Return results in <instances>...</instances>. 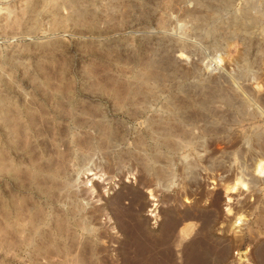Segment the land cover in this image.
<instances>
[{"label":"rangeland","instance_id":"374dc122","mask_svg":"<svg viewBox=\"0 0 264 264\" xmlns=\"http://www.w3.org/2000/svg\"><path fill=\"white\" fill-rule=\"evenodd\" d=\"M263 143L264 0H0V264H263Z\"/></svg>","mask_w":264,"mask_h":264},{"label":"bare ground","instance_id":"6f19581e","mask_svg":"<svg viewBox=\"0 0 264 264\" xmlns=\"http://www.w3.org/2000/svg\"><path fill=\"white\" fill-rule=\"evenodd\" d=\"M264 144V143H263ZM183 145V144H182ZM185 148V147H184ZM180 150V149H179ZM258 160V159H257ZM256 161V160H255ZM263 160H260L259 162H256V166H255V171L256 173L258 172L259 174H264V165L262 163ZM258 163V164H257ZM191 166V165H190ZM249 174V173H248ZM163 176V175H162ZM250 181V180H249ZM230 184H228L227 187V190H232V189H236L238 187V185H245L247 186V183H244L245 181L240 177V178H233L231 179L230 181ZM250 185H252V188H254L256 186L255 184V180H252V182L250 181ZM188 217V216H187ZM189 218V217H188ZM177 221V219H175ZM174 220V221H175ZM242 221V215L237 217L235 222L233 223L234 225L238 224V222H241ZM172 223V224H171ZM179 222H170L171 226V230L170 232H168V234L170 233L171 235H175V233L177 232V229H178V224ZM210 225V224H209ZM208 225V226H209ZM181 230V229H180ZM184 230V229H183ZM180 232V231H179ZM182 233V231L180 232ZM178 234V233H177ZM169 236V235H168ZM177 236V235H176ZM180 236V235H179ZM175 237V236H174ZM170 238V237H169ZM177 239V238H176ZM171 240V239H170ZM181 240V239H180ZM202 240V239H201ZM175 241V240H174ZM180 242V241H179ZM184 242V241H183ZM219 242V241H218ZM230 243L231 242H227V241H224V242H219V243H216V242H213V240H209L208 242H204L203 245H201V248L199 250H196V247H194L195 244H192L191 247L192 249L194 250V254H190L189 256L191 257H188L186 256V263L187 264H206V261L204 256L205 255H213L214 256L216 255L217 257L219 256V258L221 257L222 260L226 259L228 254H229V251H230ZM183 244V243H182ZM199 244V243H198ZM201 244V243H200ZM183 246V245H182ZM264 246V245H263ZM197 247L199 248V246L197 245ZM262 246H260L261 248ZM259 248V249H260ZM258 251V250H257ZM200 252V254H199ZM203 255V256H202ZM260 256V259L261 261H263V264H264V249L261 248V251H259V253H257L256 257L257 256ZM188 258V259H187ZM207 258V257H206ZM258 258V257H257ZM209 260V259H208ZM221 260V259H220ZM260 261V262H261ZM262 264V263H261Z\"/></svg>","mask_w":264,"mask_h":264}]
</instances>
